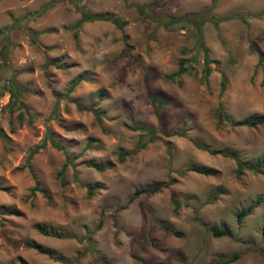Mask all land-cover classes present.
Segmentation results:
<instances>
[{
    "label": "rangeland",
    "instance_id": "obj_1",
    "mask_svg": "<svg viewBox=\"0 0 264 264\" xmlns=\"http://www.w3.org/2000/svg\"><path fill=\"white\" fill-rule=\"evenodd\" d=\"M263 7L0 0V264H264V166L237 176L222 155L250 165L264 153V124L232 125L264 115V62L249 47L264 58ZM79 8L122 26L84 22L74 37ZM167 16L186 18L156 22ZM140 127L157 139L132 154ZM188 166L213 173L180 174Z\"/></svg>",
    "mask_w": 264,
    "mask_h": 264
},
{
    "label": "trees",
    "instance_id": "obj_2",
    "mask_svg": "<svg viewBox=\"0 0 264 264\" xmlns=\"http://www.w3.org/2000/svg\"><path fill=\"white\" fill-rule=\"evenodd\" d=\"M214 1V0H213ZM262 13H264V7L261 10ZM78 13H79V19L75 22V24L72 26V28L75 30L74 32V37H76V31L77 29L80 27V25L84 22H91V21H96V20H103V21H110L112 24L120 27L122 26V23H120L118 20L114 19L113 17H111L110 15H106V14H90L88 13L86 10L79 8L78 9ZM186 17H180V18H176V17H171V16H167L165 17V21H158L156 20V22H158L161 26L164 27H169L172 26L174 24H176L179 21H183L185 20ZM250 49L254 52H256L257 55V62L258 63H263L264 62V58L262 56V54L259 52L258 48L253 45L250 44L249 45ZM202 51H203V65H204V76H206L208 74V69L206 68L207 65L210 63L209 59L207 58V50L203 47H201ZM79 82V79H76L74 82H72L70 84V86L67 89V92H69L73 86H75L77 83ZM224 86V78H221L220 81V89L222 90ZM20 89L19 88H14L12 89V91H9V98H8V102L13 105L15 104V97L17 93H20ZM152 101L155 103L156 99L154 97H151ZM156 104V103H155ZM18 106H20L23 109L24 114L27 113V108L21 104L18 103ZM158 108V107H157ZM156 108V110H157ZM92 114L96 117H98V113L96 111H94L92 108L89 109ZM224 118H226V120L228 119L226 116H223ZM264 124V115H253L251 117L245 118L243 120L237 121L232 123L233 126L235 127H246V128H254L256 126L262 125ZM134 130H139V131H143L144 132V136H147L148 139L147 141H142L141 138L138 140L137 144H136V149L134 151H132V154H134L137 150H139L140 148H142L146 143L148 142H152L155 141L157 138L154 135V130L152 127H146V128H136ZM166 148L168 150L169 148V142L165 143ZM194 146L200 150H206V148L196 142H194ZM223 156L229 157L230 159L233 160L234 164L236 165V169H235V174L237 176L241 175L244 169H248L252 172L258 173L261 169L262 166H264V153L262 154L261 157V161H255L254 163L250 164V165H245L244 163L240 162L238 160V158L234 155V154H228V153H222ZM94 169L97 171H101L103 170L102 167H98V166H94ZM186 172H193V173H198V174H202V175H212L213 170L208 169L206 167H200V166H188L185 167L182 171H180V174H184ZM174 182V180H169L166 182H162V183H156L153 185H149V186H145V187H141L138 189H135L133 191L132 196L130 197L129 201H132L133 199H135L137 196H139L140 194H153L155 192H157L158 190H160L161 188H167L168 186H170L172 183ZM94 189V186L91 187H87V191L88 193H91L92 190ZM172 205L174 207V209H177V205L172 201ZM248 213H250V208H247L245 210L240 211L239 213L236 214V219L238 221L241 220L242 217L246 216ZM210 233L213 237H220V236H227V233L223 230V229H217L215 227H210ZM239 258V254H231L229 255L227 258L223 259V260H218L217 264H228L231 262H234L235 260H237Z\"/></svg>",
    "mask_w": 264,
    "mask_h": 264
}]
</instances>
